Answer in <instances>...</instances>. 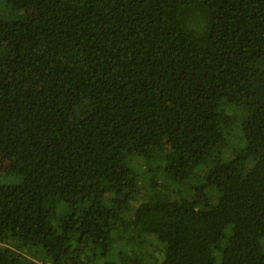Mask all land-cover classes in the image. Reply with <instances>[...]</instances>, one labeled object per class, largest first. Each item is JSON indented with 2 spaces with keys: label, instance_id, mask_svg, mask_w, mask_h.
Returning a JSON list of instances; mask_svg holds the SVG:
<instances>
[{
  "label": "trees",
  "instance_id": "obj_1",
  "mask_svg": "<svg viewBox=\"0 0 264 264\" xmlns=\"http://www.w3.org/2000/svg\"><path fill=\"white\" fill-rule=\"evenodd\" d=\"M0 158V264H264V0H0Z\"/></svg>",
  "mask_w": 264,
  "mask_h": 264
},
{
  "label": "rangeland",
  "instance_id": "obj_2",
  "mask_svg": "<svg viewBox=\"0 0 264 264\" xmlns=\"http://www.w3.org/2000/svg\"><path fill=\"white\" fill-rule=\"evenodd\" d=\"M30 18H33V14L31 13H30ZM7 167H8L7 162L0 158V172L5 173V171L7 170ZM137 204H135L134 206H136Z\"/></svg>",
  "mask_w": 264,
  "mask_h": 264
}]
</instances>
